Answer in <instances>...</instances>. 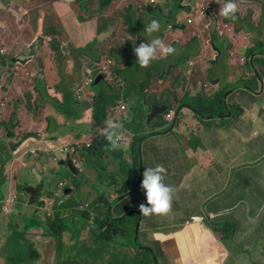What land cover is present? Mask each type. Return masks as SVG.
<instances>
[{"label":"crops","instance_id":"obj_1","mask_svg":"<svg viewBox=\"0 0 264 264\" xmlns=\"http://www.w3.org/2000/svg\"><path fill=\"white\" fill-rule=\"evenodd\" d=\"M10 1L11 3H13V5H15V9L12 8L14 6L8 4L6 0H0V70L10 68L9 73L12 76V78L9 79L7 83H4L5 86H9V88L4 90L0 89V97L6 96L7 98H10L12 100L18 99V101H20L15 108L19 111L15 112L13 115V118L16 117L13 123L17 121L18 123L14 124L15 126L13 125V131H9L11 132L9 136H13L16 125H19L22 121V119L20 118V116H22V108L26 107L30 110L32 108V106L28 105L27 103L30 102L29 100L27 102H24L22 100L25 99H20V96L18 98L15 97L16 90L14 92L13 88L15 86H18L19 94H21L20 91H22V87L20 86V82L23 84L27 80L25 79V76H19L17 71H25L27 74L26 77L29 78H31V75L34 74L37 77V82L39 80L41 82L42 78L46 77V75L42 76L43 72L48 74V71L46 70V67L44 65V59L52 57L51 52H53V48L50 39L53 37L52 35L59 36V33L57 31H59L60 28L57 27V24H59L61 27L64 24L66 25L62 29L64 30V35H67L70 39L72 37L70 35L71 30L68 29V23H65L64 21V19L68 18L69 22L70 16H78V20L82 18V21L79 22L80 24L78 25V28H80L82 25L84 27H86L87 25H92L98 31H107V29L109 28V24H107L106 22L110 21L111 17L116 18V16L119 14L118 11L122 8H114L110 12H107L108 15H106L105 13L102 17L96 16L94 14V19H98L99 22L97 24L89 23L84 19V15L87 14L85 5L80 4V2H78L77 0H71V5H65L64 2L62 3L58 0H49L48 2L52 3V8L54 10V12L52 13L56 15V23L54 24L53 21L46 20V14L42 16L43 18L40 16V18L38 19L37 12L32 13L33 8H28L29 2H31L32 0H19V6H17V0ZM205 1L209 5H207L204 0H196L195 3H192L190 6L185 5V7L187 6L185 9L189 11L188 16L192 15L193 12L199 9L200 13L202 14L200 16V19L198 20L197 26L200 30H203V32H206L208 27V31L210 32V28L212 27V18L210 20L208 16L209 6H212L213 10H215V16L218 20L217 24L221 27L222 16L219 14V12L221 6L225 4L227 0H217V3H213L214 0ZM131 2L135 4L132 6L135 7L136 11H143L144 9H146L147 13L149 14V18H140L139 23H136L135 25L133 24V26L138 27V30L134 31L133 26L131 27L129 36H131L132 40H130V42L127 41V37H123L120 47L118 46L119 43H103L105 44V48H108L106 51H109V49L113 51L112 57L114 61L110 64V67H113V70H111L112 74L114 70L123 72V67H126V65L120 63L121 60L119 61L115 58V53L119 51L118 49L122 47V44L129 45V48L134 49L135 46H139V44L141 43H146L154 37H160L163 41L168 40L167 37L173 38L174 36L179 38L178 33L181 32H173L172 36L171 34H168V29L170 30V28L165 25L161 26V30L157 33H153L152 36H149L144 31L145 26L155 19L154 11L156 9H160L162 6L165 13H169L171 10L176 11L178 9V4H175L174 1L132 0ZM141 2L144 3L141 4ZM243 2V7H247L244 8L243 11L239 10L238 13L242 12L243 15L244 12L246 13L247 9L252 13H255V15H258L260 11H263L264 13V0H243ZM199 5H203L204 10L200 9ZM150 6H152L151 9L149 8ZM179 7L182 8L181 6ZM41 10L49 12L48 7ZM61 10H63L64 12H61ZM5 15H7V17H5ZM12 15L17 18L19 27V32L17 35L13 34L10 30V27H12L13 24V20L11 22V26L9 24L10 19L13 18ZM107 16H109V18H106ZM182 16L184 15L182 14ZM259 17H261V22L262 24H264V14L263 16H257L256 20ZM101 18H106V21L102 23ZM219 18L221 19L219 20ZM37 19L41 28V32L35 28ZM229 22L230 24H224L223 31L225 32V34L228 35L230 31H233L234 33L237 31L238 33L234 34V36L228 35L229 44L232 45L233 43H236L237 38L240 36V33L242 30H244V28L242 24L237 25L234 22ZM255 22L256 21H254L253 24H255ZM47 27H51L49 32H53L52 34L46 33L45 28ZM113 27H115V24L112 26V28ZM254 30L257 31L255 28ZM213 33L215 32L213 31ZM217 33L219 37H221L219 34V30H217ZM22 35H24L25 38L21 37ZM27 37H30V40L34 41L35 43L29 44L25 40ZM198 40L200 42V47L202 44V47L200 49L202 56L200 58H202V60H204L211 67L213 66V68H216L217 64H214V66L210 61L211 58H214V60L216 59V53L212 51V47L209 44L206 45V37H202L201 35ZM249 40H245L246 48L257 47L253 43L254 41L249 44ZM176 44L177 43H175L174 45ZM62 45L66 44L62 43ZM173 47L176 49V51H180L178 47ZM192 47H194V45L191 44L189 48ZM195 49L196 48L194 47L193 51ZM223 49L225 53L231 51V47H223ZM29 51L33 53H29ZM189 52H191V50H189ZM12 56L19 57L22 63L21 61H18L11 67L9 60L12 58ZM38 57H40L41 63H38ZM170 57L176 58V54H172L170 55ZM227 59L231 61L226 62L229 64H226L227 68H224V71L222 70L220 72L218 81L212 83L213 91H206L210 93L208 95H205L206 93H204L201 94V96L199 91L195 90L190 86V84L187 83V81L198 72L197 67H201V64H197L194 60H192L193 65L191 67V75L186 76V74H184V78L181 82L184 91L182 92L181 96L175 97L172 104L169 102V98L164 101V96L161 95L156 96L155 98L153 97L151 100L145 99V97L142 98L141 95L146 96L147 93L153 91L146 90V84H143V81H140L138 85L137 83H135L137 87L141 86V95L137 93L129 94L126 90H112V86L110 84L107 85L105 82L104 87L108 86L109 89H111V92H114L115 95L121 94L126 98V101L127 98H129V100L132 102V107L129 110L130 113L126 114L121 113L129 109V105L127 102L116 104L119 108L117 111L116 106L115 110H111L110 108L101 106L98 108L103 109V111H101L100 113V118H102L103 115L106 116V123H103L104 126L107 127L108 121L118 122L122 125V129L120 131L122 135L121 143L123 147L120 150L116 151L110 150V146L107 139H105V135L102 136L100 132H97L96 134H94L95 137H92L93 139H95V142L91 150V157L87 159L82 156L83 152H89V150L80 151V156L86 162L84 164V167L89 171V176L87 177L90 178V183L95 182V180L96 182L95 186H93L94 189H92L91 187H85L83 190L81 189L82 203L78 206V213L80 214H77L75 219L73 220L75 224H80L79 221L77 222L76 218H83L87 214H90V218H93L96 222L103 220L102 212L96 211L94 208V204L98 199V196L105 193L106 190L110 192L123 190L122 195H125V197L114 204L112 209V215L114 217L121 219H126L130 215H136L138 217L137 214H131V212H133L134 210L139 212V205L141 203H146V196L144 190L141 188L143 172L146 170V168L155 167L157 164H162L167 169V175L164 181L165 184L175 189L176 196L174 197L172 212L168 216L153 215L151 217H144L139 212L142 217L139 228V236L143 244L147 243L146 246L151 247L150 249H152L154 253H150L152 254L153 259H155L156 257L158 264H264V116L262 110L260 109L263 107V104L259 105V103L262 102V99H264V93L262 91L263 88H261L260 91L247 89V93H244L243 91H232L226 93L223 104H226V109L228 111L226 113L223 111H219L222 110L220 107V103H222V97L225 92H222L221 88L219 87L220 81H222L225 76L229 80L227 84L234 83L233 90H235L237 84H240L241 77H244L242 68L248 66L247 63L244 64V62H242L245 58H236L235 53L232 54L231 58ZM207 60L209 63L207 62ZM217 62H219V59H217ZM182 66L183 65L181 64V61H179L178 63L176 62L173 66H170V74H172V72L174 73V71L175 74L177 71H181ZM138 68L139 70H146L139 66ZM263 69L264 62L262 61L261 66H257V68H255V71L254 69H251V72L253 73L252 75L255 78L260 79V76H258L257 72ZM83 71V73H85V70ZM7 74L8 73H5L3 75L1 81L5 79V76ZM112 74L110 73V71H108L103 75H107L108 79L112 78L113 81L118 78V80L116 79V81L119 82V86H123V80H125L126 82V78L122 74L118 75L117 77H113ZM98 75L99 73L97 74V77ZM156 75L158 76L159 73L156 72ZM21 78H24L25 80L22 81ZM18 79H21L19 85L17 81ZM33 80L34 81L32 82V85L35 84V78H33ZM238 80L239 82L236 83ZM108 81L109 83H112V81ZM102 82L103 80L101 81V83ZM260 83L262 87L263 84L261 80ZM78 89L79 87L77 88V90L75 89L73 91L72 88L66 87V90H69L68 93L66 92V90H56L58 95L57 98L60 101H64L63 97L74 99L77 98L79 102L80 99L82 100V98L85 97L84 94L88 90L85 88L84 90ZM34 91L35 94L31 97L30 100L32 103H38V101L42 99L39 98V90ZM90 91H92L95 96L97 95V92H99V90ZM146 91L147 93H145ZM166 91L167 90H163L162 95ZM49 92L46 94L48 100H43L44 108L47 110L49 117L56 118L57 114L55 113V111H57V113L59 114H62V112L55 110L52 106V101L49 99V96H51L52 94H50ZM169 93H174L176 95L175 90H168L167 94ZM41 95L44 99L45 92L43 91ZM158 97L160 98V101ZM199 99L203 100L208 105H216L215 103H217L216 101L218 100L219 106H217V108L216 106H213L212 110L219 112L217 114L220 115L218 117H214V115H217L214 113H210L208 116L206 115L197 117L198 115H195L190 106H192L191 104L198 103ZM251 100L254 102L253 106L247 107L245 104H243V101L250 102ZM123 104L127 106L126 110H122ZM138 104L141 105V107H139L140 109L143 108L148 113H150L153 105H157L160 107L167 105L169 107L168 110L172 109V105L177 107L176 110H180V113L174 129L169 132H165L167 130L165 126H157L154 121L148 123L147 116L144 120L145 122H143V119L142 121H140L138 119L139 117H136V113L134 114V108ZM81 105H85L84 100H82ZM188 107H190V109ZM229 107L233 108V110H236L235 115L231 112V109ZM192 108L194 107L192 106ZM77 109L81 112V116H83V108H80L78 105ZM40 111H42V109L37 110V112H29L32 116L36 117V119L30 118L27 120L29 122V126L33 127L35 125H43L41 122L43 118L41 117L42 112ZM181 117H183V123L181 127L177 129L176 126L179 123V119ZM191 117L193 119L192 121H196L197 123H199V120H196V118L201 119V121L203 122H207L208 120H210L209 122L214 123V127L211 128L214 133V140H212L213 144L211 141L210 143H208V151H206L207 157L204 156L205 153L201 150H199L198 153L190 149L187 151H183L181 149V146H179V143H181L183 139L179 137L177 138L178 135L175 134L174 131L176 129V133H178L182 127L188 126L187 122L191 120ZM13 118L1 114L0 124L2 126H8L7 122L5 121L8 120V122H12ZM203 118L207 120L204 121L205 119ZM78 122L82 124L81 121ZM171 124L172 122H170V125ZM154 125L156 126V128H150ZM197 125V128L194 129L190 125V128H187L184 134L191 135V132H189V130L194 131V133L199 130L201 134H206L208 129L203 130L204 125H201V123ZM88 126L89 124L84 127L87 128ZM8 127L11 129V125ZM77 129L79 132L80 130H82L81 128ZM83 130L85 131V129ZM3 131L4 129L0 128V135H2ZM79 132L72 133L64 137H58L57 141L60 142V144L63 143V145L71 143L70 141L72 140L80 139ZM48 134L49 133L47 132V135L43 134L42 136H40V138H35L34 142L36 140L37 141L36 143L33 142L32 147H44V150H42L44 153L47 150H53L56 146H61H55V144H58V142H54L55 140H51ZM175 135L176 137L174 138ZM92 138L87 140V142L91 141ZM193 139L194 138L191 137L189 140L192 141ZM185 144L184 145L185 147L187 146V148L189 147V145V148L192 147V143L189 141H185ZM195 145L196 144H194V146ZM193 149L198 150L197 146H195ZM210 149L212 152H210ZM103 150L105 154L104 157H102ZM10 151L12 153L14 152V150L12 149H10ZM12 153L10 154V157ZM108 156L111 157L110 160L108 159ZM220 158L222 160H220ZM32 160L34 161V163H38V165H40L39 161H37V156L30 157V161ZM95 160H98V164L94 162ZM197 160L200 162H198ZM219 160L222 161V163H220ZM13 162H15V160ZM140 162L142 163L141 181ZM7 165L8 166L6 167L4 173H6L7 169L9 168L10 161H8ZM11 173H15V171ZM32 176L35 177V175H31V177ZM7 179L9 182H11L9 175L7 176ZM16 180V176H13V183L10 184H15ZM28 182H31V180L29 181L27 175L25 176V183ZM196 185L198 187H195ZM183 189L193 191V205L189 202H186L183 198L180 197L181 190ZM94 190L96 191V193L94 192ZM11 191L12 190L10 188L9 192ZM117 198H119V196L117 195V193H114V195H112V201H115ZM80 206H84V209H80ZM11 209L15 211V214H21L23 207L19 206L18 204H13L11 205ZM193 217L202 218L203 223L191 224V218ZM32 222L41 226V222L36 217L33 218ZM10 223L11 225L5 222L4 225L9 227L13 231L12 236H9L4 231L5 234L2 235L4 242L2 244L0 239V247L6 249L11 245L10 253L12 255L10 258V254L8 252V254H6V260L3 259L0 255V264H15L16 262H18V260L16 259V253L24 254L22 248L24 249L25 253L29 254V256L27 255V257L25 258L27 262L25 264H39L36 262L37 260H39V254L33 248L32 243L29 246L25 243L20 244L18 239L16 238L21 234L20 232H18V234L14 238H12L13 234H15L16 231L13 230L14 224L11 220ZM29 225L30 223H27L23 228L21 225L19 226L18 224H15V227H22V229H26L28 231L34 230L35 239H33L32 242L40 241L42 236L48 238L50 235H54L52 229L50 231L47 229L48 223L46 224V228L44 230H40V232V228L38 227L27 228L30 227ZM220 232L223 233L222 236L219 234ZM101 233L103 232L101 231ZM224 233H228V236H225ZM69 244L70 242L68 243L67 247H71ZM20 246L22 248H20Z\"/></svg>","mask_w":264,"mask_h":264},{"label":"rangeland","instance_id":"obj_2","mask_svg":"<svg viewBox=\"0 0 264 264\" xmlns=\"http://www.w3.org/2000/svg\"><path fill=\"white\" fill-rule=\"evenodd\" d=\"M6 1L8 4L14 6L12 8L15 9V5H13V3H11L10 0H6ZM17 1H18L17 6H19V0ZM48 1L49 0H32L31 2H29L28 8L29 9L33 8L32 13L37 12L38 19L40 18V16L42 17L44 14H46L47 15L46 20L53 21L55 24L56 15L52 13L54 12L52 8V3ZM58 1L62 3L64 2L65 5H71L70 3L71 0H58ZM131 1L132 0H126V1L123 0V2L117 5L118 8H122L121 14L117 15V12H116V15H117L116 18L111 17V20L106 22L107 24H109V28L107 29V31H102V32L98 31L92 25H87L86 27L82 25L80 28H78V25L80 24L79 22L82 21V18L78 20L79 18L78 16H70L69 22H68V18L64 19L65 23H68L67 25L68 29L71 30L70 35L72 37L70 39L67 35H64V30L62 29L66 25L64 24L61 27L59 24H57V27L60 28V30L57 31L59 33V38L58 36L52 35L53 37L50 39L51 45L53 48V52H51L52 57L44 59V65L46 67V70L48 71V74L43 72L42 76L46 75V77H43L41 82L40 80L37 82V77L34 74L31 73L32 77L29 78V77H26L27 74L25 71H17L19 76H25V79L27 80L23 84L20 82V80L22 79L23 81L25 80L24 78L17 80L18 85L20 82V86L22 87V91L20 92L23 95L19 94V87L15 86L13 88L14 92L16 90L15 97L18 98L20 96L19 97L20 99H25V100H22L24 102L25 101L27 102L29 100L30 102H27V103L28 105L32 106V108L30 107L31 110L26 107L22 108L21 110L22 116H20L22 121L19 125H16L13 136H9L11 134V132L9 131H13L12 129L15 126L14 124L18 123V121L13 123L14 119L16 118V117L13 118V115L15 112L19 111L18 109H15V108H16V105L20 101H18V99L12 100L10 98H7L6 96L0 97L1 113L13 118L12 122L11 121L8 122V120L5 121L7 122L8 126L11 125V129L8 126H2L0 124V128L4 129V131L2 132V135H0V141H1L0 142V239L3 244L4 239L2 238V235L5 234L4 231L9 236H12L13 231L9 227L4 225L5 222L11 225L10 223V220H11L14 224L13 230L16 231V233L13 234L12 238H14L18 234V232H20L21 234L16 237L20 244L25 243L26 245L29 246L32 243L33 248L39 254V258H38L39 260L36 261L39 264H85V263L86 264H140L138 263L137 255H143L144 257H146L147 258L146 260L148 263H149V258H151L146 253L145 251L146 248H144V247H149V248L151 247L146 246L147 243L143 244L140 236L138 237V241L140 245H134L133 238L130 237V235L128 234V231L125 228H123V234H122V231L118 233L108 232L105 234V237H101L99 235L101 234V231L103 230H101L100 227H97V226H95V228H92L93 225L90 221H93V224H96L94 219L89 220L86 217H83V218L78 217L76 219H77V222L79 221L80 223L79 225L75 224L73 221L76 215L80 214L78 213L79 211L78 206L82 203L81 202L82 201L81 189L83 190L85 187H91L92 189H94L92 186H95V182H96V180L95 182H93L94 184L92 182L91 183L89 182L90 178L87 177L89 176V171L84 167V164L86 162L80 156V151L89 150V152H83L82 156L87 159L90 158L91 150L95 142V139H93L92 137H95L94 134H96L97 132H100L102 136L105 135V134H102L101 129H105L106 126L96 125L97 124L95 121L96 119L94 118V116H92V114L94 113L95 95L92 93V91H90L91 86L94 83H96V80L100 75L107 73L108 71H110V69L113 70V67L112 66L110 67V64L114 61L112 57L113 51L110 49L109 51H106L108 48L106 49L105 44L103 43H108V44L119 43L118 46L120 47L122 43L121 40L123 37H127L126 38L127 41L130 42V40L132 39H131V36H129V32L133 24L135 25L136 23H139L140 18H143V19L149 18V14L147 13L146 9H144L143 11L142 10L136 11V9L132 7V12H130L131 8H129L123 13L126 7L130 6V4L132 3ZM171 1H174L175 4H178V9L176 11L174 10L177 14H183L186 17L185 20L187 21V23L190 18L193 20V23H194V24L192 23L193 25L191 24V26L188 24L189 25L188 29H185V30H175L173 28L175 27V25L170 24L167 19H165L164 21L160 23L161 26L165 25L170 28V30L168 29V34H171L172 36H173V32L181 31L178 33L179 38L173 36L174 40L176 41H174L173 38L171 37H167L168 40H164L165 44L171 45L172 47L173 46L178 47L180 51L175 52L176 58L170 57V55L166 57L161 56L159 59L153 61L149 67L144 68L146 69L145 71L139 70L138 66L140 67V65L137 62V57L135 56L134 49L129 48V45L122 44V47L118 49L119 51L115 53V58L116 60H119V61L121 60L120 62L121 64L126 65V67H123L122 69L123 73H125L127 77H131V78L129 80L126 79V82L125 80H123L124 81V86L122 87L123 89L120 88L119 82L116 81V79L118 78H116L115 81H113L112 78L108 79V77H106L107 78V79L105 78L106 80L112 81V83H109V81H106L107 85L110 84L111 86H115L116 84L118 88H120V90H126L129 94L137 93L141 95V91H142L141 86L137 87L135 83H139L140 81H143V84H146L147 86V87L145 86V89L153 90V91L149 93H147L146 91L145 93H147V95L146 96L141 95L142 98L145 97V99L151 100L153 97L155 98L156 96L161 95V96H164V101L169 98V102L172 104L174 102L175 97L181 96L182 92L184 91L183 85H181V87H176L175 84H179L182 82L184 78V74H186V76L191 75V72H192L191 67L193 65L192 60H194L197 64H201V67L199 68L197 67L198 72L192 78H190L187 81V83L190 84V86L193 87L195 90L199 91L200 96L201 94H204V93H206L205 95H208L210 92H206V91H210V90L213 91L212 83H215L218 81L220 72L222 70L224 71V68H227L226 64L227 65L229 64L226 62L231 61L227 58H231L232 54L235 53L236 58L244 57L245 59H243L242 62H244V64L247 63L248 66H245L244 68H242L244 72V77L242 76L243 80L241 77L240 84L239 85L237 84L238 87H242V88L236 89L234 91H243L244 93H247L248 90L246 89H250L253 91L254 90L260 91L261 88H263L262 91L264 93V69L258 72V76H260L259 77L260 79L255 78L252 75L253 73L251 72V69L252 70L254 69L255 71V68H257V66H261L262 61L264 62V57H257L253 62L254 66L251 63L252 59L255 56H259V55L264 56V48L262 49L261 46H258L255 48H246V41H245V40L252 39L254 41L253 43L257 45V43H259L261 40H264V36H262L261 38L257 34V31L254 30V28L256 29L257 27L252 26L254 22L250 21V18L247 16L245 12L243 15H242V12L237 13L238 18L236 20L226 19L227 21L225 22V20L222 19L221 27L218 25V30L224 33L223 37L226 35L225 32L223 31L224 24L225 23L230 24L229 21L234 22L237 25L242 24L244 30L241 31L240 36L237 38L236 43H233L232 45L229 44L227 37H225L224 42L223 40L219 42L218 46L227 47V48L231 47V51L228 54H224L222 59L219 62L215 63L217 64V67L213 68L212 66L213 69L211 71L210 65L208 66V64H205L204 62L200 61L201 59L200 57L198 56L193 57L194 53L197 50L196 46H194L196 48L194 51H193L194 47L189 48V46L191 45V41H192L191 39L193 38L197 39V35H200V37L202 35V37H204L206 36V32L207 34H210L208 31L203 32V30H200L197 26L198 20L200 19V16L202 14L200 13V10L197 9L195 12L192 13V15L188 16L189 11L185 9L187 6H190L192 3H195L196 0L195 1L171 0ZM204 2L207 5H209L205 0ZM236 2L239 5V10L243 11V9L247 7V6L243 7L244 5L243 0H236ZM185 5L187 6L185 7ZM179 6H181L182 8H180ZM199 6H200V9L204 10L203 5H199ZM47 7L49 8V12L41 10V9H46ZM109 7H108L109 9H104L101 11H105L106 15H108L107 12H110L112 9H114L113 8L114 5H110ZM85 8H86L87 14L84 15L85 16L84 19L87 20V22L89 23L98 24L99 23L98 19H94L93 17L94 14L97 16L98 14L97 11H100L98 3L94 2L91 4L90 3L85 4ZM149 8L151 9L152 6H150ZM160 9L165 15L170 14V12L173 11L171 10L169 13H165L164 8L162 6ZM63 10H61V12H64ZM263 14H264L263 11H260L257 16H263ZM12 16L13 18L10 19L9 21V24L11 26V22L13 20V24H12V27H10L11 28L10 30L12 31L13 34L17 35L19 32L17 18L14 15ZM5 17H7V15H5ZM177 17L182 18L183 16L177 15ZM106 18H109V16H107ZM38 19H37V24L35 28L41 32ZM114 24H115V27L112 28ZM50 29L51 27L45 28L46 33L49 32ZM133 29L134 31H137L138 27L133 26ZM96 31L99 34H97ZM234 34H238V33L237 32L234 33L233 31H230L228 33V35H231V36H234ZM132 36H135V35H132ZM21 37L25 38L24 35H22ZM25 40L29 44L35 43L34 41L30 40V37H27ZM62 43H65L66 45H62ZM175 43L177 44L174 45ZM95 49H100V51H98L95 56V58L97 59V62L93 58L94 62L90 65V66H94L93 69H89V67L85 69L82 68L81 66L83 65V59L84 58L88 59V57L85 56V54L94 53ZM189 50H191V52H189ZM199 52L200 50H198L197 53ZM29 53H33V52L29 51ZM18 61H21L19 57L12 56V58L9 60V63L12 67V65L16 64ZM179 61H181V64L183 65L181 67V71L180 70L177 71L176 74L174 71V73L172 72V74H170L171 73V70H169L170 66H173L176 62L178 63ZM122 62H125V63H122ZM38 63H41L40 57H38ZM83 70H85V73L87 74L85 89L88 90L84 94L85 97L82 98V100H84L85 102V105L82 106L81 105L82 100L80 99V101L78 102L77 98L74 99V98L63 97L64 101H60L57 98L58 95H57L56 90H66V87L72 88L73 91L75 89L77 90L79 86L78 84L82 83V80L80 81L79 79L81 76H84ZM139 71H143V72H139ZM9 72L10 70L6 72L8 74L5 76V79L0 82L1 90L9 88V86H5L4 84V83H7L9 79L12 78ZM156 72L159 73L158 76L156 75ZM98 73L99 75L97 77ZM107 75H110V74H107ZM33 78H35L34 85H32L33 84L32 82L34 81ZM90 80H93V82L90 83L89 82ZM260 80L263 84L262 87H261ZM74 81L76 83L78 81L80 82L76 84ZM228 81L229 80L224 76V79L220 81V84H219L221 91L222 92L225 91L222 97L223 106H220L222 110H219V111L221 112L223 111L225 113L228 111L223 104L225 94L232 92L234 88L233 86L234 83L227 84ZM238 82L239 80L236 83ZM82 84L78 90H84V88L82 87ZM132 85H135V88H130L132 87ZM34 90H39L38 95H39V98L42 99L38 101V103H32L30 100L31 97L34 96L35 94ZM163 90H167V91L175 90L176 95L174 93L167 94V91L162 95ZM43 91L45 92L44 99H43V96L41 95ZM49 91H52V92H49ZM107 91L110 92L111 90H107ZM48 92L52 94L51 96L53 98L49 96V99L52 101V106L54 107V109L62 112V114H59L57 113V111H55V113L57 114L56 118L49 117L47 110L44 108L43 100L44 101L48 100V97L46 96ZM66 92L68 93L69 90H66ZM112 94L115 95L114 92H112ZM97 95H99L98 103L100 104L101 107H106V108H110L111 110H115V106L117 107L116 104L127 102L129 105V109L127 111H123L121 114L130 113L129 110L132 107V102L129 100V98H127V101H126V98L122 95L118 96L117 98L112 96L111 101L106 100L105 102H103L104 99L102 98V94L100 92H97ZM116 95H119V94H116ZM256 95H259V94H256ZM159 101H160V98H159ZM216 102H217L215 103L216 105H213V106H216L217 108V106H219L218 104L219 101L217 100ZM243 104H245L247 107H251L254 105V102L252 100L250 102L243 101ZM262 104H263V107L260 109L262 110L263 116H264V99H262V102L259 103V105H262ZM78 105L80 108H83L82 109L84 111L83 116H81V112L77 109ZM139 107H141V105L139 104L135 106L134 114L136 113V117H139L138 119L140 121H142L143 119V122H145L144 120L149 113L146 112V110H144L143 108L140 109ZM171 107L172 109L168 110L169 109L168 107L165 113H162L158 117L154 118L152 121H154V123L157 126H160V127L165 126V128L168 129L167 127L171 126L170 122H173L175 118V112H176L175 106L172 105ZM41 109H42V111H40L42 112L41 117H43L41 122L45 126L43 125L41 126L35 125L33 127L29 126L28 125L29 122L27 120L30 118L36 119V117L32 116L31 113L29 112H37V110H41ZM118 109L119 108L117 107L116 111ZM230 109H231V112L235 115L236 110H233V108H230ZM169 111L173 112V118L171 121L165 118L166 113ZM212 113L217 115V116L214 115V117H218L220 115V114H217L219 112L214 111V110H212ZM197 117H201V115L199 114ZM182 120H183V117L179 119V123L176 126L177 129L181 127L183 123ZM192 120L193 119L191 117V120L187 122L188 126L182 127L179 130V132L177 131L179 134L176 133V129H175L174 133L178 135L177 138L179 137L183 139V141L179 143V146H181V149L183 151H187L190 149L198 153L199 150H201L202 152L205 153L204 156L207 157L206 151H208V143L214 140L213 139L214 133L211 130V128L214 127V123L209 122L210 120H208L207 122H203L201 121V119L196 118V120H199V123H201V125H204L203 130L208 129L206 134L205 133L201 134L199 130L196 132H200V133H196V132L194 133V131L189 130V132H191V135L184 134L185 130L187 128H190V125L192 126L193 129L197 128L198 126L197 124L199 123H197L196 121H192ZM206 120L207 119H205L204 121ZM78 121H81L82 124H80ZM104 122L106 123V121ZM87 124H89V126L87 128L84 127V126H87ZM79 126H82V127H79ZM77 128H81L82 130H80L79 132ZM150 128L153 129V128H156V126L154 125V126H151ZM83 129H85V131ZM47 132L49 133L48 136H50V139L55 140L54 142H58L57 141L58 137H64L66 135H70L72 133H77V132L80 133V139L72 140L70 141L71 143H68L65 145H63V143L60 144V142H58V144H55V146L56 145H61V146H56L53 150H47L43 153L42 150H44V147L34 148V146L32 147V144L35 138H38V137L40 138V136H42L43 134L47 135ZM8 137H11V138H8ZM175 137L176 135L174 136V138ZM191 137L194 138L192 141L189 140ZM90 138H92L91 141L87 142V140H89ZM36 141L34 143H36ZM185 141L191 142L192 147L189 148L190 145L188 148L187 146L185 147L186 145ZM193 143L196 144L195 146H197L198 150L193 149L195 147ZM87 144H90V147H87ZM62 146H67L69 148V151L66 155H69L73 158L74 164L76 166L83 167L81 171L83 173H81L79 176H73L69 171L65 169H62V170L59 169L57 165V161L59 160L60 157L63 156V154L60 153L59 151V149ZM73 147L78 148L77 152L71 151ZM10 149L14 150V152L12 153ZM210 152H212L211 149H210ZM11 153L12 155L10 157ZM102 153H103L102 157H104L105 156L104 150L102 151ZM33 156H37V161H39L40 165H38V163H34L33 160L30 161V157H33ZM108 157H109L108 159L110 160L111 157L110 156ZM14 160L15 162H13ZM220 160L222 159L220 158ZM220 160L219 162L222 163V161ZM8 161H10V165H9V168L7 169L8 173L6 171L7 173L6 174L4 173V171L6 167L8 166L7 165ZM94 162L98 164V160H95ZM43 165L50 167L52 170V175L49 181V185L46 182V189H44L40 197V203L46 206L45 207L43 206L41 208L37 206L36 204L28 206L30 195L26 191H23V188L26 186L35 184L33 182L35 177L33 176L31 177V175H33L32 168H36L37 170H39V172L40 171L43 172V169H41ZM14 171L16 174L11 173ZM6 175L10 176L11 182L8 181ZM27 175H28L29 181L31 180L32 182L25 183V176ZM13 176H16L17 180L15 184H10V183H13ZM68 180L73 181V188H72L73 192L71 194L65 195L64 190H62V187L64 186L63 181H68ZM195 187H198V186L196 185ZM10 188L12 190L11 192H9ZM94 192L96 193L95 190ZM192 192H193L192 190L183 189L181 190L180 197L183 198L186 202H189L190 204L193 205L194 198L192 196ZM112 202L113 201L110 202V196H107L105 198V204L106 206H108V210H109V207H111ZM13 204H18L19 206L23 207L21 214L20 213L15 214V211L11 209V205ZM57 210H61L62 212V213H59L62 219V223H60V225L63 226L61 229V233L57 235L54 234L53 236L50 235L48 238L42 236L43 239L41 238L40 240L41 243L40 241L32 242V240L35 239L34 238L35 231L34 230L28 231L26 229H22V227L24 228L25 224L30 223L29 225L30 227H27V228L38 227L40 228L39 229V232H40V230H44L46 228V224L49 221H52L57 218L58 216V214H56ZM34 217H36L41 222V226L32 222ZM193 218H199L200 220H202V218L200 217H193ZM193 218H191V220ZM104 222H106V220H104ZM199 222L192 221V223L191 222L190 223L191 224L203 223V221L201 223ZM15 224H18L19 226L21 225L22 227L16 228ZM187 225H190V224H187ZM118 227H119V224H116V228ZM47 228L51 230V227H48V225H47ZM66 229H69V230H66ZM219 234L221 236L223 235L222 232H220ZM69 242H70L69 245L71 247H67ZM10 246L6 249H3L0 247V253H1L0 255L5 260H6V254H8V252L11 258L12 254L10 253L11 252ZM20 248L22 247L20 246ZM22 250L24 254L16 253V259L18 260V262H16L15 264L27 263L25 259L26 253L23 248Z\"/></svg>","mask_w":264,"mask_h":264},{"label":"clouds","instance_id":"obj_3","mask_svg":"<svg viewBox=\"0 0 264 264\" xmlns=\"http://www.w3.org/2000/svg\"><path fill=\"white\" fill-rule=\"evenodd\" d=\"M239 11V5L236 0H227L225 4L221 6L219 14L226 19L236 20L237 13ZM186 17L182 19L180 25L183 26V22ZM191 18L188 23L191 24L193 20ZM170 24H178L176 20ZM161 30V24L157 20H152L148 25L145 26L144 31L152 36L153 33H157ZM185 30V29H184ZM100 50V49H99ZM176 49L171 45H167L160 37H154L146 43H141L139 46L134 47V53L137 57V62L140 67L147 68L151 63L161 56H168L175 54ZM3 53V52H2ZM3 114L0 111V115ZM122 125L118 122L108 121L107 127L102 130V134L106 135V139L109 143L110 150H120L123 145L121 130ZM66 156V155H63ZM83 173V172H81ZM167 175V169L162 164H157L155 167L146 168L143 172V179L141 182V188L144 190L146 196V203L139 205V212L144 217L155 216H168L172 212L173 201L175 197V189L165 184V177ZM66 188L67 181H63ZM71 188H73V181L71 180ZM73 190V189H72ZM92 228L97 226L92 223Z\"/></svg>","mask_w":264,"mask_h":264},{"label":"trees","instance_id":"obj_4","mask_svg":"<svg viewBox=\"0 0 264 264\" xmlns=\"http://www.w3.org/2000/svg\"><path fill=\"white\" fill-rule=\"evenodd\" d=\"M75 1V0H74ZM78 2H80V4H82V5H85V4H88V3H98V5H99V8H100V11H98V14H97V16H100V17H102L104 14H105V11H101V10H104V9H109L110 7V5H114V7L113 8H118L117 7V5L119 4V3H121V2H123V0H77ZM126 1V0H125ZM144 2H141V4H143ZM132 5H134V3H131L130 4V6H127L126 7V9L123 11V13L126 11V10H128L129 8H131L130 9V12H132V7L133 8H135L134 6H132ZM144 6V5H143ZM109 7V8H108ZM112 7V6H111ZM119 12V14H121V10H119L118 11ZM129 12V13H130ZM128 13V14H129ZM154 15H155V20H157V21H159L160 23L162 22V21H164L165 20V17H164V14H163V12H161V10L160 9H156L155 11H154ZM102 19V23H104L106 20V18H101ZM47 33H50V32H47ZM58 38H59V36H58ZM110 73L112 74V72H111V69H110ZM120 74H122L126 79H130L131 77H127V75H125V73H123L122 71H117V70H114L113 71V77H117L118 75H120ZM106 77H107V75H106ZM122 77V76H121ZM120 77V78H121ZM86 78H87V74L86 73H84V76H81L80 77V81L82 80V83H86ZM107 79V78H106ZM106 79H103V82L101 83H99V84H93L92 86H91V89L90 90H99V92L102 94V98L104 99V101L103 102H105L106 100H109V101H111V97H112V92L110 91V92H108L107 90H111V89H109V87L107 86V87H104L105 86V82L106 81H108V80H106ZM118 80V79H117ZM80 81H78L77 83H79ZM120 81V80H119ZM75 82V81H74ZM129 82V81H128ZM76 83V82H75ZM76 83V84H77ZM82 83H80V84H78L79 86V88H80V86H81V84ZM137 85H138V83H137ZM124 86V85H123ZM123 86H120V88L121 89H123L122 87ZM120 88H118V86L117 85H115V86H112V90H120ZM130 88H135V85H133L132 87H130ZM129 88V89H130ZM100 95V94H99ZM99 95H96L95 96V99H94V114H93V116H94V118L96 119L95 121H96V125H103L104 126V121L106 120V116L105 115H103L102 116V118H100V113H101V111H103V109H98L99 108V106H100V104L98 103V96ZM116 95H113V97H115ZM118 96H121V94H119ZM118 96H116V98L118 97ZM115 99V98H114ZM198 99V98H197ZM194 108H195V110L198 112V114H200L201 116H208L210 113H212V107H213V104H210V105H208L206 102H204L203 100H201V99H199V102L198 103H196V104H191ZM220 106H223L222 105V103H220ZM175 108H177V107H175ZM15 120V119H14ZM105 139H106V137H105ZM138 155V154H137ZM138 159H139V157H138ZM90 182V181H89ZM93 187V186H92ZM94 188V187H93ZM72 189V188H71ZM122 191L123 190H120V192H118V191H108V190H106L105 191V193H103V194H100L99 196H98V199L96 200V202H95V204H94V208H95V210L96 211H100V212H102V215H103V220H100V221H98L97 222V227H100V229L101 230H103L102 232L103 233H101L99 236H101V237H105V234L106 233H108V232H116V233H118V232H121L122 231V234H123V228H125L127 231H128V234L130 235V237H132L133 238V240H134V234H135V229H136V223H137V220H138V217L136 216V215H130L128 218H124V219H120V220H117V219H114V216L112 217V216H110L109 214H108V206H106V204H105V198L107 197V196H110V202L112 201V195H114V193H117V195L118 196H120V195H122ZM72 192H73V190H72ZM70 209H72V208H70ZM69 209V210H70ZM59 213H62L61 212V210H57V212H56V214H58V216H57V218L56 219H54V220H52V221H49L48 222V227H51V229H52V232L55 234V235H57V234H60L61 233V229H62V225H60V223H62V219H61V217H60V215H59ZM86 218H88L89 220H91V218H90V214H87L86 216H85ZM104 220H106V222H104ZM109 222H108V221ZM96 222V221H95ZM116 224H119V227L118 228H116ZM124 224V225H123ZM48 229V228H47ZM49 230V229H48ZM66 230H69V229H66ZM50 231V230H49ZM71 231V230H70ZM225 234V236H228V233H224ZM59 236V235H58ZM134 245H136V243H135V241H134ZM146 251V253L151 257V258H149V263L147 262V258L146 257H144L143 255H137V259H138V263H142V264H155V261H154V259H153V257H152V254L148 251V249H146L145 250ZM27 255L29 256V254L28 253H26L25 254V257H27Z\"/></svg>","mask_w":264,"mask_h":264},{"label":"water","instance_id":"obj_5","mask_svg":"<svg viewBox=\"0 0 264 264\" xmlns=\"http://www.w3.org/2000/svg\"><path fill=\"white\" fill-rule=\"evenodd\" d=\"M213 3H217V0H214ZM208 11H209V14H211V18H212V27L210 28V31L211 32L214 31L215 33H217V30H218V24H217L218 23V20H217V18L215 16L216 15L215 10H213L212 6H209ZM166 15L164 14V17H165V19L168 20L169 23L173 22L174 20L177 21L178 24H175V27H173L175 30H184L185 29L184 26H182V25L179 24V23H181V21L184 18V16L182 18H178L177 17V15H182V14H177L173 10V11L170 12V14H166ZM257 57H264V56L263 55L255 56L252 59V62H251L252 65H253V62H254L255 58H257ZM9 70H10V68H5V69L0 70V82L2 80L3 75L6 72H8ZM105 78H106V76L100 75L97 78L95 84L100 83ZM38 79H39V75H38ZM240 88H242V87L236 86V89H240ZM232 91H234V90H232ZM224 106L226 108V104H224ZM190 107L193 110V112L195 113V115H199L198 112L195 111L194 108H192V106H190ZM190 107H188V108L190 109ZM167 109H168V106L167 105L161 106V107L160 106H157V105H153L152 108H151L150 113L147 115V122L150 123L154 118L158 117L162 113H165L167 111ZM179 113H180V110H176V112H175V118H174L171 126L165 132H169V131H171V130L174 129L175 124H176L177 117L179 116ZM203 119H205V118H203ZM57 165H58V167H59L60 170L65 169V170L69 171L73 176H79L81 174V171H82V168H83L82 166H76L74 164L73 158L71 156H69V155L60 157L59 160L57 161ZM140 166H141L140 181H141V179H142V163L141 162H140ZM41 169H43V172H41V171L39 172V170H37L36 168H32V174L35 175V179L33 180V182L35 184L29 185V186H26V187L23 188V191H26L30 195V200H29V203L28 204L29 205L36 204L40 208L43 207V206L44 207L46 206V205H42L40 203V197H41V194L44 191V189H46V182L49 185V181H50V178H51V175H52V170H51L50 167H48L46 165L45 166L43 165L41 167ZM48 190H50V189H48ZM62 190H64V194L65 195H68V194H71L72 193L71 180H68L67 181L66 188H62ZM123 197H125V195L119 196V198H117L115 201H113L111 203V207H109V210H108L110 216L112 215V209H113L114 204L116 202L120 201ZM132 213L138 215V221L136 223V229H135V234H134V241H135L136 245H140L139 244V241H138V237H139V228H140L141 218L142 217H141L140 213L138 211H136V210H134L133 212H131V214ZM115 219L120 220L121 218H117L116 217ZM144 248L148 249V251L151 252L152 254L154 253L153 250L150 249L149 247H144ZM154 260H155V264H158L157 263V260H156V257H155Z\"/></svg>","mask_w":264,"mask_h":264},{"label":"flooded vegetation","instance_id":"obj_6","mask_svg":"<svg viewBox=\"0 0 264 264\" xmlns=\"http://www.w3.org/2000/svg\"><path fill=\"white\" fill-rule=\"evenodd\" d=\"M245 11V10H244ZM246 14H247V16L250 18V21L251 22H254V21H256L255 22V24H253L252 26H256L257 28H256V30H257V34L262 38V36H264V24H262V20H261V17H259L257 20H256V18H257V15H255V13H252L251 11H249L248 9L246 10ZM209 16V19L211 20V14H209L208 15ZM221 18H219V20H220ZM222 19L223 20H225V22L227 21L226 20V18H224L223 16H222ZM189 23H186V22H183V26L185 27V29H188V26L190 25H188ZM209 28H210V26H209ZM236 30H237V27H236ZM235 30V31H236ZM207 31H208V27H207ZM209 32V31H208ZM237 32V31H236ZM210 34H206V41L205 42H207L206 43V45H210L211 47H212V51L213 52H215L216 53V59L214 60V58L212 59L211 58V62H212V65H214L215 64V62H217V59H219V61H220V59L223 57V55L224 54H228L229 52H227V53H225L224 52V49H223V47H221V46H218V44H219V42L221 41V40H223V42L225 41V37H227L228 38V41H229V36L228 35H226V36H224V37H219V35H218V33H213V32H209ZM200 38V35H197V39L196 38H193V39H191L192 41H191V44L192 45H194V46H196V48H197V50H196V52L194 53V55H193V57L194 56H198V57H201L202 56V53L201 52H199V53H197L198 52V50H200L201 49V47H202V44H201V47H200V42H199V39ZM260 40V39H259ZM252 39L251 40H249V44H251L252 43ZM257 47L258 46H261L262 47V49L264 48V40H261L259 43H257V45H256ZM98 51H100L99 49H95L94 50V53H91V54H89V53H86L85 54V56H87L88 57V59L87 58H84L83 59V65L81 66L82 68H87V67H89V69H93V67L94 66H90L93 62H94V59L96 60V62H97V59L95 58V56H96V53L98 52ZM197 53V54H196ZM214 56V57H215ZM94 58V59H93ZM200 60H202V58L200 59ZM202 62H204V63H206L204 60H202ZM207 62H208V60H207ZM209 63V62H208ZM207 64V63H206ZM209 65V64H208ZM211 67V66H210ZM211 71H212V67H211ZM210 72V71H209ZM181 84L182 83H179V84H176V87H180L181 86ZM83 85V84H82Z\"/></svg>","mask_w":264,"mask_h":264},{"label":"built area","instance_id":"obj_7","mask_svg":"<svg viewBox=\"0 0 264 264\" xmlns=\"http://www.w3.org/2000/svg\"><path fill=\"white\" fill-rule=\"evenodd\" d=\"M192 20H190V22H191ZM219 34H220V36L221 37H223V35H224V33L223 32H221V31H219ZM90 83L91 82H93V80H90L89 81ZM85 83H83V85H82V87L83 88H85ZM127 109V106L125 105V104H123L122 105V110H126ZM165 118L167 119V120H172V118H173V112H171V111H169V112H167L166 113V115H165ZM87 147H90V144H87ZM77 150H78V148L77 147H73L72 149H71V151L72 152H77ZM59 151H60V153H62L63 155H66L67 153H68V151H69V148L67 147V146H62L60 149H59ZM80 209H84V206H80ZM91 219H93V218H91ZM192 221L193 222H199V223H201L202 221H203V219L202 220H200L199 218H193L192 220H191V223H192ZM91 223H93V221H90Z\"/></svg>","mask_w":264,"mask_h":264}]
</instances>
